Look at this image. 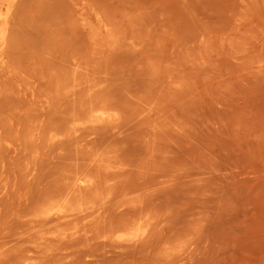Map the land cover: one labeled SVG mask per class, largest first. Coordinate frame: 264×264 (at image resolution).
Returning <instances> with one entry per match:
<instances>
[{"label": "rangeland", "instance_id": "rangeland-1", "mask_svg": "<svg viewBox=\"0 0 264 264\" xmlns=\"http://www.w3.org/2000/svg\"><path fill=\"white\" fill-rule=\"evenodd\" d=\"M25 1L0 264H264V0Z\"/></svg>", "mask_w": 264, "mask_h": 264}, {"label": "bare ground", "instance_id": "bare-ground-1", "mask_svg": "<svg viewBox=\"0 0 264 264\" xmlns=\"http://www.w3.org/2000/svg\"><path fill=\"white\" fill-rule=\"evenodd\" d=\"M20 1V0H19ZM23 1H25V0H23ZM21 2V4L20 3H16L14 0L12 1V2H10V3H8V7H7V10H6V12H5V15L3 16V17H0V41H2V44L0 45V79L2 78H5L6 79V77L8 76L7 75V67H9L10 66V62L12 61V58H13V49H14V41H15V39L13 38L12 39V37H13V27L11 26V24H12V21H13V18H14V15H13V13L16 11L15 9H17V7H18V4H19V6L20 7H18V8H21V6H23L22 8H25L24 7V5L26 6V4H22L23 2H22V0L20 1ZM26 2V1H25ZM24 2V3H25ZM1 5H3V1L2 0H0V9H1ZM15 35V34H14ZM14 40V41H13ZM14 42V43H13ZM70 68V67H69ZM65 70V69H64ZM64 70H63V72H64ZM67 71V70H66ZM62 72V71H61ZM73 72V71H72ZM64 73H66V72H64ZM71 73V72H70ZM63 74V73H62ZM67 74V73H66ZM73 75V74H72ZM1 81H3L4 82V79L3 80H1ZM2 82V83H3ZM1 83V82H0ZM106 119V118H105ZM0 121H1V119H0ZM3 121H5V120H3ZM2 122V121H1ZM5 123V122H4ZM3 123V124H4ZM2 124V129L6 126L5 124V126ZM1 125V124H0ZM11 127H12V125H10ZM5 128H8V129H6V130H9L10 129V127H5ZM12 129H14V130H16L15 128H12ZM1 130V129H0ZM11 130V129H10ZM5 130H3V133H7L8 132V134H10V132H13L12 130L9 132V131H7V132H4ZM14 134L16 135V132H14ZM13 133H11V135H14ZM97 164H99V163H97ZM100 165H101V163H100ZM1 171V170H0ZM106 172V171H105ZM93 177V176H92ZM98 177V176H97ZM100 177V176H99ZM99 179V178H98ZM99 180H101V179H99ZM105 181V180H104ZM104 181H103V184H104ZM87 182V185H90V184H92L93 185V189L94 190H97V184H95L92 180H87L86 181ZM97 182V181H96ZM100 182V181H99ZM98 182V183H99ZM108 182V181H107ZM94 184H95V186H94ZM101 184V183H100ZM99 184V185H100ZM75 185H77V184H75ZM76 187V186H75ZM75 187L74 188H72V190L73 189H75ZM84 187V186H83ZM68 188H70V187H68ZM83 190H86L85 188H82ZM71 190V192H73ZM78 190H79V188H78ZM65 194H66V196H70V197H73L74 196V193H70V192H66L67 191V189L65 188ZM63 191V192H64ZM91 190H89V192H90ZM74 192H75V190H74ZM77 192H79V191H77ZM82 192V191H81ZM84 192V191H83ZM70 193V194H69ZM76 193V192H75ZM87 193V192H86ZM85 193V194H86ZM91 193V192H90ZM93 193V192H92ZM97 193V192H96ZM63 193L61 192V195H62ZM78 196L80 195V194H78V193H76ZM76 194H75V196H76ZM60 195V196H61ZM64 195V194H63ZM75 196L72 198V202L75 200L74 198H75ZM92 196H93V194H92ZM66 198V197H65ZM64 198V199H65ZM68 198V197H67ZM91 198V197H90ZM94 198V197H93ZM69 199V198H68ZM74 199V200H73ZM67 200V199H66ZM70 200V199H69ZM81 200V199H80ZM82 200H84V199H82ZM90 200H92V199H90ZM71 201V200H70ZM93 201V200H92ZM74 203V202H73ZM73 203H71V205L73 204ZM57 204H58V202H57ZM76 204V203H75ZM60 205V204H59ZM79 205V204H78ZM77 204H76V206H78ZM82 206V205H81ZM51 208V207H50ZM71 208H73V207H71ZM75 208V207H74ZM77 208V207H76ZM82 208V207H81ZM85 208V207H84ZM46 209V208H45ZM80 209V208H79ZM78 210V209H77ZM52 211V210H51ZM78 211H80V210H78ZM63 212V211H62ZM104 212V211H103ZM47 213V212H46ZM65 213V212H64ZM43 214V213H42ZM41 214V215H42ZM58 214V213H57ZM67 214V213H66ZM71 214V213H70ZM68 215V214H67ZM105 215H107V214H105ZM49 216V215H48ZM62 217V216H61ZM101 217V216H100ZM109 216H107V218H108ZM51 219H53V218H51ZM145 228V227H144ZM143 228V229H144ZM140 229H142V228H140ZM145 229H148V228H145ZM148 231V230H147ZM142 232H143V230H142ZM145 232V231H144ZM148 233H149V231H148ZM147 234V233H146ZM148 236H149V234H148ZM137 239V238H136ZM139 240V239H138ZM144 242V241H143ZM36 247V246H35ZM32 249V248H31ZM34 250V249H33ZM122 254H120V256H121Z\"/></svg>", "mask_w": 264, "mask_h": 264}]
</instances>
